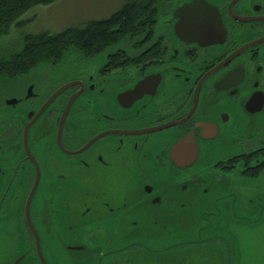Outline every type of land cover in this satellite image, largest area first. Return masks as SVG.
Here are the masks:
<instances>
[{"label":"flooded vegetation","instance_id":"1","mask_svg":"<svg viewBox=\"0 0 264 264\" xmlns=\"http://www.w3.org/2000/svg\"><path fill=\"white\" fill-rule=\"evenodd\" d=\"M186 1L6 79L0 264H264V0H203L205 42Z\"/></svg>","mask_w":264,"mask_h":264},{"label":"trees","instance_id":"2","mask_svg":"<svg viewBox=\"0 0 264 264\" xmlns=\"http://www.w3.org/2000/svg\"><path fill=\"white\" fill-rule=\"evenodd\" d=\"M57 1L0 0V38L30 9ZM170 1L182 0H125L123 7L105 20L89 21L59 34L26 35L20 50L5 57L0 55V71L6 72V75L0 73V81L19 76L34 64L59 62L77 49L88 50L89 56L104 51L124 35L145 30L155 19L162 2Z\"/></svg>","mask_w":264,"mask_h":264},{"label":"rangeland","instance_id":"3","mask_svg":"<svg viewBox=\"0 0 264 264\" xmlns=\"http://www.w3.org/2000/svg\"><path fill=\"white\" fill-rule=\"evenodd\" d=\"M124 2L125 0H58L49 6L34 7L11 26L7 35L0 38V55L5 57L20 50L26 35L59 34L89 21L105 20L120 10ZM101 62H105V60L102 59ZM0 73L6 75V72L0 71ZM17 76L12 77L16 79ZM7 84L6 79L0 82V98L2 99L9 96V90L7 91L5 88V85L8 86ZM176 255L188 256V254H184L183 250ZM175 264H183V261H177ZM191 264L200 263L196 260Z\"/></svg>","mask_w":264,"mask_h":264},{"label":"water","instance_id":"4","mask_svg":"<svg viewBox=\"0 0 264 264\" xmlns=\"http://www.w3.org/2000/svg\"><path fill=\"white\" fill-rule=\"evenodd\" d=\"M173 18L177 19L174 26L176 34L194 42L214 41L223 30L217 9L203 0L180 4L174 10Z\"/></svg>","mask_w":264,"mask_h":264}]
</instances>
